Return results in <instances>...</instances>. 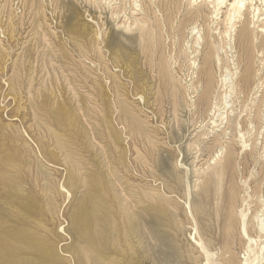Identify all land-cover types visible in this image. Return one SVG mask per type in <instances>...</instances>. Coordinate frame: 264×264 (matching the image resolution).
<instances>
[{"label": "rangeland", "instance_id": "374dc122", "mask_svg": "<svg viewBox=\"0 0 264 264\" xmlns=\"http://www.w3.org/2000/svg\"><path fill=\"white\" fill-rule=\"evenodd\" d=\"M94 1L0 0V264H243L251 250L264 264L254 228L264 142L253 140L264 118L244 121L263 71L247 96L234 95L221 87L219 54L212 108L230 100L220 124L223 111L197 106L207 49L194 53V42L209 31L219 43L223 32L211 9L185 24L182 0L145 52L124 33L142 14L130 12L133 1ZM263 46L258 37L257 70ZM236 117L241 137L230 128ZM215 137L233 149L231 162L213 164ZM241 213L255 243L240 236Z\"/></svg>", "mask_w": 264, "mask_h": 264}, {"label": "bare ground", "instance_id": "6f19581e", "mask_svg": "<svg viewBox=\"0 0 264 264\" xmlns=\"http://www.w3.org/2000/svg\"><path fill=\"white\" fill-rule=\"evenodd\" d=\"M84 1L89 2L91 0H84ZM96 1L97 3H101L103 0H96ZM105 1H110V0H105ZM132 1H133L134 8L131 9L130 12L131 13L141 12L142 14H140V16L138 17L133 18V23L127 27L124 33H127L130 36H135L139 40L140 44L142 43L141 46H142L143 51L145 52L153 51L154 49H157V48H155L154 43L151 42L153 40L149 37L153 35V31H155L156 28L158 30L163 31V27L165 28L167 27L165 23L166 18L170 14H172L174 11H179L181 9L180 6L182 3V0H148V7L145 4L146 0L145 1L144 0H132ZM188 1L189 2L187 4V7L189 8V10H187V13L185 14L183 23L187 24L191 22L192 24H196L200 19L203 18L205 9H211V22L220 20L223 26V32L218 33V35L221 36L219 43H215V40L213 36H210L209 31L206 33L205 37H203L204 39L197 36L198 38L196 37L197 39L194 42L195 43L194 46L196 48V50L194 49L195 50L194 53L198 54L199 50L202 49V44H201L202 42H203V47L207 49V52L205 53V56L203 59L202 66L198 70V76H199L198 81L199 82L201 81L200 76L203 75L204 76V86L202 88L201 94L198 96L197 106L198 105L204 106L205 112H206V109L208 108V111L213 112V114L215 113V109L217 112L223 111V113H219L217 114L216 117H214V119H216L219 116H225L226 114L225 110L227 111V105L228 103H230V100L226 102L227 97H225L219 106H217V104H213L214 106L212 108V104H211V100L213 97V90H214V77H213L214 69L216 67H219L216 63L220 62V58H219L220 53H223L226 59L225 72L227 76V78L223 79L220 82V84L222 88L228 89V91L232 92V94L234 95L236 93L238 94L242 93L244 96H247L251 92L254 84L256 83L255 78L258 77V72L263 71L264 73V68L262 69L259 68L257 70L254 66L255 65L254 64V59H255L254 54L257 49L256 41L258 37L261 39V41H263L264 39V23H263L264 12L261 13V10L264 8V0H188ZM93 2L95 1L93 0ZM246 5H248V8H250L251 12L247 10ZM163 9L166 11V13L163 16L159 17V15H157L156 13L160 12V10H163ZM223 9H226L224 13L222 12ZM155 10H157V12H155ZM121 12H124V9L119 7V8H115L107 12L105 16L107 17V15H109L108 19L110 21H115L116 16H118V14ZM131 26H134V28H131ZM190 30L192 32L196 30V33H199L198 31L200 29L198 30L196 26ZM191 47L193 46L190 45V48ZM238 52L240 53V58L243 55L245 56L246 62H245L243 70L239 73V76L236 77L237 70L239 69V66L241 65V60L239 59V60H236L235 62V60H233V54L238 53ZM260 52H261L260 53L261 58L259 62H260V65H264V46L261 47ZM228 53L230 54L231 61L228 60V56H227ZM257 53L259 56L258 51ZM229 62L231 63V66L233 67L234 73H230V71L228 70ZM190 63H191L190 65L197 67L196 59L191 60ZM262 75L263 76L258 81L264 78V74ZM232 77L234 78L232 79ZM259 84L264 87L263 81H261ZM250 112L251 110L244 115L245 117L244 121L248 122L250 125L252 124V122H255L257 125L260 124L262 118H264V88L261 91L259 101L257 105L255 106V111L252 116L250 115ZM238 118L239 117H236L234 122L230 124V128L232 127L233 131H236V133L241 137L242 134H241V131L239 130L240 123L238 122ZM224 120L227 123L228 117L227 116L221 117L219 118L218 121L220 122V124H222ZM215 124H216V120L212 122V125H214L215 128H218V126ZM222 133H226V131L224 130ZM258 136H260L264 142V131L262 134L257 132L253 140L255 141ZM213 141H215L216 143H219V146H218L219 151L217 155L215 156V159L213 160V164H216V166L217 165L220 166L221 162H226V163L231 162L234 157L233 149L231 148L232 153L229 154L230 151L228 152L227 147L224 148V145L220 142L219 137H215ZM243 146H245V143H243ZM261 158H263V160L261 163L260 173L264 174V145H263V151H262ZM220 170L223 171L224 167H221ZM263 185H264V178L261 181V183L258 184V188H257L258 191L261 190V187ZM254 193H257V192L254 191ZM262 198L264 197H258V201H257L261 204L258 207V209L261 208V210L258 212L259 216L255 217V219H257L258 222L256 221L257 222L256 223L255 221H253L256 223V226L254 228L256 229V233H257L256 235H259V237L264 235V200ZM245 217L246 215L244 213H241L239 216L238 229L240 230V236L243 235L248 240L249 244L255 243V240L251 239L248 235L249 224L245 220ZM258 250L261 253V255H263L264 245L261 246L260 249L258 248ZM251 251L253 252V257L252 258L248 257L244 261L243 264H259L260 260H258V256H256V252H254L253 250ZM229 252H230L229 248L225 250V252H223L224 254H223L222 261L223 259L225 260L226 257L230 256ZM226 263L232 264V260L227 259Z\"/></svg>", "mask_w": 264, "mask_h": 264}]
</instances>
